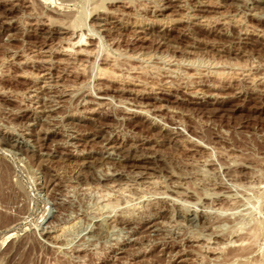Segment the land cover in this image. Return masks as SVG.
I'll list each match as a JSON object with an SVG mask.
<instances>
[{
  "label": "rangeland",
  "instance_id": "rangeland-1",
  "mask_svg": "<svg viewBox=\"0 0 264 264\" xmlns=\"http://www.w3.org/2000/svg\"><path fill=\"white\" fill-rule=\"evenodd\" d=\"M248 263L264 0H0V264Z\"/></svg>",
  "mask_w": 264,
  "mask_h": 264
},
{
  "label": "bare ground",
  "instance_id": "bare-ground-1",
  "mask_svg": "<svg viewBox=\"0 0 264 264\" xmlns=\"http://www.w3.org/2000/svg\"><path fill=\"white\" fill-rule=\"evenodd\" d=\"M83 39V38H82ZM82 41V40H81ZM84 41V40H83ZM263 223V222H262ZM260 224V223H259ZM253 227V226H252ZM256 227V226H255ZM258 229V228H257ZM252 230V229H251ZM253 231H255V230H253ZM252 232V231H251ZM256 232H259V231H256ZM249 233V232H248ZM251 234V233H250ZM255 234V233H254ZM253 235V234H252ZM258 235V234H257ZM248 239V238H247ZM255 240V239H254ZM260 240V239H259ZM244 242V241H243ZM246 242V241H245ZM252 243V242H251ZM254 243H256V242H254ZM253 243V244H254ZM258 244V243H257ZM249 246V245H248ZM245 249V248H244ZM241 252V251H240ZM249 264V263H248ZM264 264V263H263Z\"/></svg>",
  "mask_w": 264,
  "mask_h": 264
}]
</instances>
